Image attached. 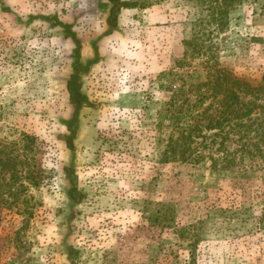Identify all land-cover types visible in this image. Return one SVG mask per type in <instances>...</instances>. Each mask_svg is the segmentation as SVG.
Returning a JSON list of instances; mask_svg holds the SVG:
<instances>
[{
  "label": "rangeland",
  "instance_id": "rangeland-1",
  "mask_svg": "<svg viewBox=\"0 0 264 264\" xmlns=\"http://www.w3.org/2000/svg\"><path fill=\"white\" fill-rule=\"evenodd\" d=\"M122 1L133 6L110 31V0H0V146L20 172L14 204L0 203V264H264V155L241 172L214 170L212 131L201 161H161L178 120L167 111L174 90L204 82L217 62L263 81L264 0H242L224 30L212 0ZM60 22L83 64L99 53L80 75L93 105L79 112L74 151L65 141L77 44ZM194 35L211 61L180 69Z\"/></svg>",
  "mask_w": 264,
  "mask_h": 264
},
{
  "label": "trees",
  "instance_id": "trees-1",
  "mask_svg": "<svg viewBox=\"0 0 264 264\" xmlns=\"http://www.w3.org/2000/svg\"><path fill=\"white\" fill-rule=\"evenodd\" d=\"M110 2L112 7L107 21L110 31H112L118 26L119 11L123 7H132L133 3L122 0H110ZM240 2L242 0H212L211 22H217L218 26L224 30L228 25L231 11ZM262 7L264 8V2ZM61 24L73 36L77 44L74 72L67 84L70 102L74 105L75 111L74 117L68 122L70 134L66 136L65 141L68 147L74 151L73 141L77 135L79 112L82 107L93 105L88 96L82 92L80 75L97 62L99 53L96 51L97 57L87 64H83L80 59L81 42L79 38L71 32L69 25ZM206 41L199 35L186 39L184 41L187 45L186 54L177 60V67L184 69L191 64L189 59L193 60L202 56L206 57L208 62L211 61L208 52L210 46L206 44ZM189 93L195 98L192 99V96H188ZM167 111L175 112L179 121L176 120V125L165 138V147L161 152L163 163H197L201 161L204 155L199 151V148L201 146L204 149L209 148L206 137L212 131L214 133L213 141L221 138L216 148L218 155L210 156L211 166L214 170L241 172L246 169L247 164H252L251 161L253 162L256 158L264 155V75L260 84L253 85L237 77L225 67L219 66L218 62L209 64L204 82L201 80L192 82L189 89L181 86L173 91ZM185 117H189L190 120L181 123L180 120ZM229 143L235 144V148L230 149ZM247 160L250 162L248 163ZM18 162V156H13L7 146H0V175L3 172L5 178L0 179V203L4 205L14 204V201H10L9 197L17 195L14 189L15 181L20 175ZM66 171L67 176L72 177L73 166L66 167ZM8 173H11L10 180L6 179ZM71 182L69 198L73 204H78L84 194L77 189L73 178ZM259 223L264 226V214L259 219ZM73 253L74 250L70 249V254ZM73 264H76L74 260Z\"/></svg>",
  "mask_w": 264,
  "mask_h": 264
}]
</instances>
